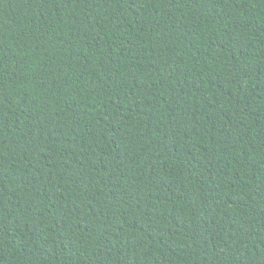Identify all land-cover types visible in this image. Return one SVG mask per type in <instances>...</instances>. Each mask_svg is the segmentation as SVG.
<instances>
[{"label":"trees","instance_id":"trees-1","mask_svg":"<svg viewBox=\"0 0 264 264\" xmlns=\"http://www.w3.org/2000/svg\"><path fill=\"white\" fill-rule=\"evenodd\" d=\"M0 264H264V0H0Z\"/></svg>","mask_w":264,"mask_h":264}]
</instances>
